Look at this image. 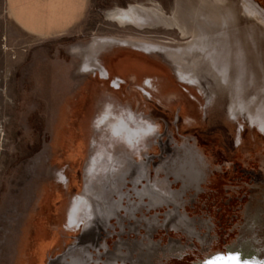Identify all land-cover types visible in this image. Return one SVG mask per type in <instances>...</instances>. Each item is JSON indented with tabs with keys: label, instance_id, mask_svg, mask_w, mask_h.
I'll use <instances>...</instances> for the list:
<instances>
[{
	"label": "rangeland",
	"instance_id": "374dc122",
	"mask_svg": "<svg viewBox=\"0 0 264 264\" xmlns=\"http://www.w3.org/2000/svg\"><path fill=\"white\" fill-rule=\"evenodd\" d=\"M212 3L89 0L42 37L0 0V264H264V0H226L235 25L205 22L189 60L163 51L191 38L108 16L152 4L194 29ZM96 42L99 71L78 54ZM121 50L171 77L137 82L107 57Z\"/></svg>",
	"mask_w": 264,
	"mask_h": 264
},
{
	"label": "bare ground",
	"instance_id": "6f19581e",
	"mask_svg": "<svg viewBox=\"0 0 264 264\" xmlns=\"http://www.w3.org/2000/svg\"><path fill=\"white\" fill-rule=\"evenodd\" d=\"M213 1H215V3L207 4L208 8L206 10L207 11L206 13L203 12V14H198V19H196L194 21H191L189 19V21L195 25V28L193 27L194 29H191L188 26H186V22L183 21V18L178 16L176 13L169 15L165 12L164 8H162L161 6L152 5V4L131 5L128 9L116 8L115 10L110 11L108 16H109L110 21H114V22L119 23V25L121 27H126V26L131 25V26H134L136 28H143V27L147 26L148 24L149 25L151 24V26L148 28L153 29V28L163 27L166 30L173 29L175 31H178V33L181 36H183V38H185V37L191 38V40L188 43V47H185L184 48L185 50L183 52L177 51L178 48L172 49L170 47L169 48L171 49V51L170 50L169 51H163V53L165 55H167V57L170 60H174L177 55L181 56V54H183L185 56L187 55V57H188L187 60H189V57H191V59L197 58L198 54H200L203 50H205V46L208 47V49H209V46H207L206 43L208 42V39H209L208 36H210L209 35L210 33L208 32V30L209 29L212 30V26H210L209 29H206L205 25H206L207 21H209L211 24H213V28H216L215 30L218 31L220 37L224 36V35H222V33L225 34V32H226V31H224L225 28L230 27V26L233 27L236 23L237 13H236V10L234 7L228 6L226 4V0H213ZM195 5H197V4H195ZM197 12L198 11H196V13ZM246 12H247V10H246ZM188 15L191 19L194 18L193 14L189 13ZM202 17H204V19ZM202 20H203V22L201 24ZM147 22H148V24H146ZM217 31H215V32H217ZM213 37H214V34H213L212 38ZM206 38H208L207 41H206ZM204 39H205V44L203 43ZM97 44L98 43L96 42L91 47H89L88 50L86 49L87 52H84L85 50L78 52V54H81L83 56V59L85 61L84 67L87 68V67H90L91 65H93V66H91V70H94V71H97V70L99 71L101 69V67L99 66V64L97 62V57H98V55H100L102 52L105 51V50H101V49L98 50L99 46H97ZM152 45H155V44H152ZM155 46H157V47L161 46L164 48L163 45H155ZM133 47H135V46H133ZM148 49H150V48H148ZM83 53H85V54H83ZM209 53H211V51L208 52L207 54L209 55ZM88 61H90V63H92V64H87ZM137 61L140 63H143V64H145V63L149 64V62H148L149 60L147 61L146 58L143 59L142 57H140ZM189 64H191V62ZM108 66L110 67L111 65H108ZM206 66L208 69L213 70V67L215 65L212 62H210V60H208L206 62ZM115 67H116V65H115ZM222 67L227 68L224 65ZM179 68H181V67H179ZM156 69H158V68H156ZM181 70H182V68H181ZM181 70L179 69V71H181ZM158 71H160V70H158ZM161 72H163V71H161ZM181 72H182L181 74H183V71H181ZM186 72H187V69H186ZM104 73H106V72H104ZM184 73H185V71H184ZM221 79H223V76H221ZM222 82H223V80H221V83ZM224 264H242V263L238 262L236 259H234V261L231 262V259L226 258L224 261Z\"/></svg>",
	"mask_w": 264,
	"mask_h": 264
},
{
	"label": "crops",
	"instance_id": "0c3cea01",
	"mask_svg": "<svg viewBox=\"0 0 264 264\" xmlns=\"http://www.w3.org/2000/svg\"><path fill=\"white\" fill-rule=\"evenodd\" d=\"M88 3L89 0H7L8 11L13 20L28 33L42 37L56 36L73 29L83 18ZM121 51L118 56L107 57H110V61L119 62L126 74H135L137 82L146 72L155 73L157 77H171L169 70L159 62L137 52ZM107 57L104 59L106 73H117L124 77L126 74H121L108 66ZM140 57L149 60L151 65L162 67L165 74L150 69L152 67H141L137 62Z\"/></svg>",
	"mask_w": 264,
	"mask_h": 264
},
{
	"label": "snow or ice",
	"instance_id": "6c2138e0",
	"mask_svg": "<svg viewBox=\"0 0 264 264\" xmlns=\"http://www.w3.org/2000/svg\"><path fill=\"white\" fill-rule=\"evenodd\" d=\"M232 259H236V257H231Z\"/></svg>",
	"mask_w": 264,
	"mask_h": 264
}]
</instances>
